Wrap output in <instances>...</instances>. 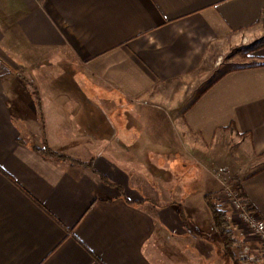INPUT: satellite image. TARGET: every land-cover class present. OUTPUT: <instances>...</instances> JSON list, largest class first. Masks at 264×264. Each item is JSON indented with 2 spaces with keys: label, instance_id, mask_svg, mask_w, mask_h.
Segmentation results:
<instances>
[{
  "label": "crops",
  "instance_id": "1",
  "mask_svg": "<svg viewBox=\"0 0 264 264\" xmlns=\"http://www.w3.org/2000/svg\"><path fill=\"white\" fill-rule=\"evenodd\" d=\"M262 36L264 0H0V264H264L206 199L264 218V47L202 87Z\"/></svg>",
  "mask_w": 264,
  "mask_h": 264
},
{
  "label": "trees",
  "instance_id": "2",
  "mask_svg": "<svg viewBox=\"0 0 264 264\" xmlns=\"http://www.w3.org/2000/svg\"><path fill=\"white\" fill-rule=\"evenodd\" d=\"M261 47H264V36L256 39L253 42L252 48L249 51L252 52ZM250 52H248V56H250ZM260 63H264V60ZM46 151L49 154H57L50 148H48ZM234 184V186L239 190L242 197H244L245 193L241 181L235 178ZM206 199L212 212L215 225L217 229L222 233L226 247V254L233 253V247L234 245H236L238 240L235 238L234 228L232 226L231 210L229 208V205L222 202V198L217 192L207 193Z\"/></svg>",
  "mask_w": 264,
  "mask_h": 264
},
{
  "label": "built area",
  "instance_id": "3",
  "mask_svg": "<svg viewBox=\"0 0 264 264\" xmlns=\"http://www.w3.org/2000/svg\"><path fill=\"white\" fill-rule=\"evenodd\" d=\"M248 40V37L243 38L244 42ZM221 195L229 205L232 217L236 221H239L242 226L251 230L264 247V218L249 201L242 197L239 190L233 184L224 181Z\"/></svg>",
  "mask_w": 264,
  "mask_h": 264
},
{
  "label": "rangeland",
  "instance_id": "4",
  "mask_svg": "<svg viewBox=\"0 0 264 264\" xmlns=\"http://www.w3.org/2000/svg\"><path fill=\"white\" fill-rule=\"evenodd\" d=\"M256 39H258V38L257 37L251 38L247 42H244L242 40L240 43H236V44L232 45L231 47H227L225 50L224 49L218 50L217 51L218 54L216 56V61H215L217 63V67H216L217 70L215 69L216 71L211 73L210 78L207 79L202 84V87L207 85L210 81H212L213 77L225 68L239 67L242 65H246V64L255 62V59L252 58L251 56H248L247 54H248V52H250L249 50L252 48V44ZM215 62L213 64H215ZM193 163H194V165L197 164V169H198V167L200 169H202L201 171L203 174V171H204L203 167L198 165L199 163H196L194 161H193ZM225 178H226L225 179L226 182L233 184L230 177L225 176ZM220 196H221L222 202H223L224 198L222 195H220ZM249 231L252 232L251 230H249Z\"/></svg>",
  "mask_w": 264,
  "mask_h": 264
}]
</instances>
